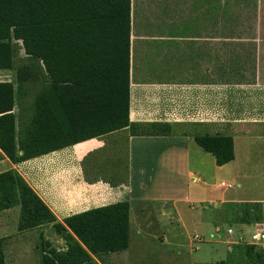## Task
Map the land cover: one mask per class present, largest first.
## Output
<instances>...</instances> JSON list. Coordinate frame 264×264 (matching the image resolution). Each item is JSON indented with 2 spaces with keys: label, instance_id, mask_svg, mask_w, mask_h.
<instances>
[{
  "label": "crops",
  "instance_id": "0c3cea01",
  "mask_svg": "<svg viewBox=\"0 0 264 264\" xmlns=\"http://www.w3.org/2000/svg\"><path fill=\"white\" fill-rule=\"evenodd\" d=\"M131 50V121L169 122L171 134L132 135L127 127L84 141H97L98 149L89 156L95 178L92 187L74 201L62 198L56 189L68 165L43 166L35 162L59 150L15 163L0 149V172L18 170L61 221L95 207L128 200L129 253L133 239L141 238V246L131 254L130 262L149 256L140 240H144L143 235L153 234L163 245L157 251L158 259L163 264H178L165 248L169 241L182 249L186 240L192 248L208 242L214 233L208 237L196 233L190 238L185 220L176 212L179 195L189 201L190 180L199 181L203 175L189 145V139L196 135L182 133L175 138L173 126L186 123L223 127L234 122L249 132L264 124V84L259 81L264 75V0H132ZM135 58L137 81L133 75ZM227 64H233L229 72ZM241 64L248 66L241 69ZM140 138L154 139V157L161 161L158 171L152 172L154 177L148 180L147 170L137 165L141 181L136 182L137 167L131 156L134 140ZM160 177L165 179L162 186H158L160 180L155 181ZM75 181H81L80 174ZM223 183L226 182L220 185ZM254 202L263 203H250ZM167 205L175 209L173 215ZM217 229L223 230L219 225ZM161 234L165 235L163 242ZM196 235L206 240L199 241Z\"/></svg>",
  "mask_w": 264,
  "mask_h": 264
},
{
  "label": "trees",
  "instance_id": "16d2710c",
  "mask_svg": "<svg viewBox=\"0 0 264 264\" xmlns=\"http://www.w3.org/2000/svg\"><path fill=\"white\" fill-rule=\"evenodd\" d=\"M19 42L28 62L17 68L16 81H0V149L13 162L127 127L132 135L171 134L169 122L130 118L132 0H0V69L14 67ZM42 79L47 85L36 95L28 123L17 131L16 93ZM194 141L218 166L236 158L231 135L207 133ZM14 207L20 208V232L51 225L64 239V247H57L41 233L39 264H98L95 257L129 249L128 200L61 221L25 177L9 169L0 172V212ZM229 262H264V253L237 245L227 259L208 264ZM0 264H7L2 237Z\"/></svg>",
  "mask_w": 264,
  "mask_h": 264
},
{
  "label": "rangeland",
  "instance_id": "374dc122",
  "mask_svg": "<svg viewBox=\"0 0 264 264\" xmlns=\"http://www.w3.org/2000/svg\"><path fill=\"white\" fill-rule=\"evenodd\" d=\"M19 44L14 67L0 69V81H16L17 68L28 62L22 43L19 42ZM246 66L248 65L241 64V69L247 68ZM137 68L138 64L135 58L134 79L136 81L138 76ZM232 68L233 64H227L228 72ZM231 77H233V74ZM259 81L264 84V75H261ZM46 85L47 79L28 82L24 84L22 92L16 93L17 131L22 130L28 123L32 115L34 99ZM223 125V127H220V125L198 127L185 123L173 126V136L175 138H180L182 133H191L190 135L193 136L218 132L224 135H231L235 140L236 151L235 160L226 165L218 166L212 154L204 151L193 138L189 139L193 159L198 168L201 169L203 177L195 182L190 180V200L186 201L180 194V199L176 202V212L185 220L190 238L196 233L207 235V237L211 233L216 234L217 225L222 226L224 234L229 227L233 228L235 234L232 237H224L219 241L209 237L208 242L195 244L192 248L188 247L189 242H186V240L182 249L176 248L174 246L175 243L169 241L165 248L169 250L173 259L178 261V264H206L227 259L237 245L252 242L251 235L260 226H264V124L258 125V128H252L249 132L242 131L234 122ZM169 141L174 140L171 139ZM96 142L78 143L35 161L36 164L40 163L43 166L46 164L59 165L64 163L68 165V169L56 186L62 198L72 201L78 200L79 197H82L86 188L92 187L95 173L91 168L92 159H89V156L97 148ZM149 142H152V144ZM154 145H156L154 144V139L140 138L134 140L132 147L133 155L131 158L134 167L139 165L142 170H147L148 176L145 178L146 180L154 177L152 172L158 171L161 161V159H157L158 156L154 157L156 152ZM125 150L127 149L125 148ZM149 152L150 157H146ZM79 165L81 169H79ZM141 169L137 167L134 172L136 182L141 181ZM79 174L81 181L76 182L75 180ZM159 180L161 181L160 185L156 183ZM155 181L158 186H162L165 179L160 177ZM222 181L233 186L231 188L221 186L220 183ZM155 183L152 188H155ZM177 184L179 186V182ZM253 201H262L263 203H250ZM246 203H250V205ZM165 207L168 209V205ZM247 209L248 211L250 210L248 222L244 220ZM168 210H171L172 215L175 213L173 207ZM19 216V207L0 212V237L4 239L7 264H39L41 233L55 246L64 247V239L56 234L51 225L20 232L18 230ZM240 235H243L247 241L239 242ZM143 238L144 240L140 241L145 245L144 253L149 254V256L145 255L142 259L130 262L131 254H134L133 252H136L141 246L138 241L141 238H135L133 239L132 253L127 250L95 257V259L98 264H163L157 257V251L163 246L160 245V241L156 240L153 234L143 235ZM164 238L165 235L161 234V242H163ZM183 238L185 239V236ZM229 245L232 246V250L228 249ZM229 264L234 263L229 262Z\"/></svg>",
  "mask_w": 264,
  "mask_h": 264
},
{
  "label": "built area",
  "instance_id": "2783aa9c",
  "mask_svg": "<svg viewBox=\"0 0 264 264\" xmlns=\"http://www.w3.org/2000/svg\"><path fill=\"white\" fill-rule=\"evenodd\" d=\"M223 185L226 187H232L231 184L223 183ZM222 231L223 230L217 229L216 234H211L210 236L211 239H216V241H219V240H222L224 237H232L235 234V231L233 230V228H230V227L227 229L225 234ZM196 239H198L199 241L206 240L205 237H202L199 235H196ZM239 240H240L239 242L247 241L243 235L239 236ZM251 240L252 242H245V243L249 245H254L256 249H259L264 253V226L263 225L260 226L258 230L251 235ZM228 249L232 250V246L229 245ZM252 264H264V262H255Z\"/></svg>",
  "mask_w": 264,
  "mask_h": 264
}]
</instances>
